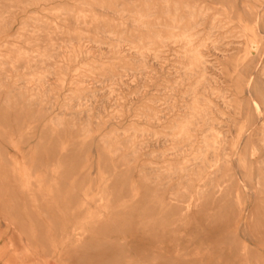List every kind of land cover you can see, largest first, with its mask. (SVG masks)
Returning a JSON list of instances; mask_svg holds the SVG:
<instances>
[{
    "label": "rangeland",
    "instance_id": "1",
    "mask_svg": "<svg viewBox=\"0 0 264 264\" xmlns=\"http://www.w3.org/2000/svg\"><path fill=\"white\" fill-rule=\"evenodd\" d=\"M0 264H264V0H0Z\"/></svg>",
    "mask_w": 264,
    "mask_h": 264
},
{
    "label": "crops",
    "instance_id": "2",
    "mask_svg": "<svg viewBox=\"0 0 264 264\" xmlns=\"http://www.w3.org/2000/svg\"><path fill=\"white\" fill-rule=\"evenodd\" d=\"M262 122H263V118L260 115H258V117L256 116V123L261 124Z\"/></svg>",
    "mask_w": 264,
    "mask_h": 264
}]
</instances>
